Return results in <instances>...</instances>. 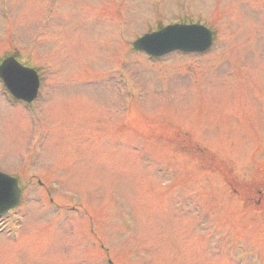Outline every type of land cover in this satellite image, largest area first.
I'll use <instances>...</instances> for the list:
<instances>
[{
  "label": "rangeland",
  "instance_id": "374dc122",
  "mask_svg": "<svg viewBox=\"0 0 264 264\" xmlns=\"http://www.w3.org/2000/svg\"><path fill=\"white\" fill-rule=\"evenodd\" d=\"M180 21L210 50H132ZM16 51L45 88L28 112L0 81V169L24 188L0 264H264V0H0Z\"/></svg>",
  "mask_w": 264,
  "mask_h": 264
},
{
  "label": "water",
  "instance_id": "95a60500",
  "mask_svg": "<svg viewBox=\"0 0 264 264\" xmlns=\"http://www.w3.org/2000/svg\"><path fill=\"white\" fill-rule=\"evenodd\" d=\"M212 44V33L199 25H173L147 34L135 43V48L152 56L174 50L203 52ZM0 77L18 98L31 102L37 95L39 79L35 70L23 67L13 57L0 65ZM21 189L16 178L0 172V215L20 202Z\"/></svg>",
  "mask_w": 264,
  "mask_h": 264
},
{
  "label": "trees",
  "instance_id": "16d2710c",
  "mask_svg": "<svg viewBox=\"0 0 264 264\" xmlns=\"http://www.w3.org/2000/svg\"><path fill=\"white\" fill-rule=\"evenodd\" d=\"M187 141H186V143L187 144H192L193 142L192 141H190V139H186ZM191 146V145H190ZM195 152V151H194Z\"/></svg>",
  "mask_w": 264,
  "mask_h": 264
}]
</instances>
